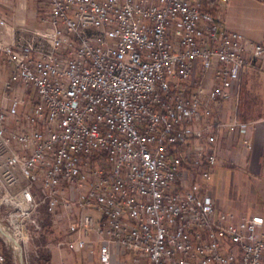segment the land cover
Instances as JSON below:
<instances>
[{"label": "built area", "instance_id": "built-area-1", "mask_svg": "<svg viewBox=\"0 0 264 264\" xmlns=\"http://www.w3.org/2000/svg\"><path fill=\"white\" fill-rule=\"evenodd\" d=\"M37 1L45 28L0 48L4 91L37 94L0 113V238L19 262L44 208L68 220L59 247L95 234L101 264H264V215L209 191L219 131L250 130L231 107L264 57L214 12L231 0Z\"/></svg>", "mask_w": 264, "mask_h": 264}, {"label": "crops", "instance_id": "crops-1", "mask_svg": "<svg viewBox=\"0 0 264 264\" xmlns=\"http://www.w3.org/2000/svg\"><path fill=\"white\" fill-rule=\"evenodd\" d=\"M209 2L205 1L208 7ZM45 11V5L37 0H0V12L7 21L6 27H0V48L3 44L27 38L25 29L45 28L42 22ZM214 12L229 30L240 33L252 45L264 47V0H231L229 5H222ZM4 59L0 51V111L8 106L9 97L16 95L25 101L21 112L27 111L36 103L37 94L32 89L8 93L4 91ZM228 110V105L224 104L223 115H227ZM231 110L232 116L236 115L240 122L251 125L250 130L246 135L239 131L229 133L226 129L219 131V165L209 181V191L219 211L238 219L264 215V57L246 71L241 99L237 105H232ZM229 165L241 170L228 195L224 187L218 190L213 176L218 173V168ZM93 248H96V253L87 256L83 252L56 247L51 251V264H71L72 258L79 259V264H101L98 254L100 245L97 241H94Z\"/></svg>", "mask_w": 264, "mask_h": 264}, {"label": "rangeland", "instance_id": "rangeland-1", "mask_svg": "<svg viewBox=\"0 0 264 264\" xmlns=\"http://www.w3.org/2000/svg\"><path fill=\"white\" fill-rule=\"evenodd\" d=\"M198 1V0H193ZM46 12V11H45ZM45 14L43 15V17ZM3 71L6 73V67L4 65ZM7 78V73H6ZM5 109V108H4ZM1 110V112L4 111ZM2 159L0 158V164ZM240 168L232 166H222L218 168V173L213 176V181H216L217 188L221 191L222 187L225 189V193L229 195L231 190V185L236 179L237 175L240 173ZM232 202V201H231ZM3 208H0V217L3 215ZM88 213L92 214L97 220L102 218V213L96 210H90ZM38 223L41 226V231H37L32 226L30 227V239L27 244L23 246V256L26 264H42L41 256L42 255H51V251L56 247H59V243L63 242L65 238L64 229H66L68 220L63 221L60 225L56 224V220L52 217L44 208H41L38 212ZM91 241L94 242L96 239L95 234H92L90 237ZM0 247L2 248L4 254L7 257V254L10 253L14 259L15 264H21L8 247L5 242L0 238ZM61 248V247H59ZM65 248V247H64ZM66 249V248H65ZM85 255L93 256L94 252L96 253V248L89 247L86 251H81ZM99 254V253H98ZM73 255V254H72ZM76 261V262H75ZM80 260H74L72 258L71 264H79Z\"/></svg>", "mask_w": 264, "mask_h": 264}, {"label": "trees", "instance_id": "trees-1", "mask_svg": "<svg viewBox=\"0 0 264 264\" xmlns=\"http://www.w3.org/2000/svg\"><path fill=\"white\" fill-rule=\"evenodd\" d=\"M212 2L213 0H210L209 3L212 4ZM40 260L42 264H51V255H42ZM7 264H15L14 259L10 253L7 254Z\"/></svg>", "mask_w": 264, "mask_h": 264}, {"label": "water", "instance_id": "water-1", "mask_svg": "<svg viewBox=\"0 0 264 264\" xmlns=\"http://www.w3.org/2000/svg\"><path fill=\"white\" fill-rule=\"evenodd\" d=\"M20 261L22 264H25L23 256L20 257Z\"/></svg>", "mask_w": 264, "mask_h": 264}]
</instances>
